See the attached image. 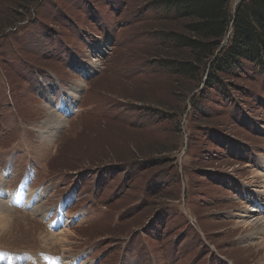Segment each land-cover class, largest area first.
I'll list each match as a JSON object with an SVG mask.
<instances>
[{
  "label": "rangeland",
  "instance_id": "1",
  "mask_svg": "<svg viewBox=\"0 0 264 264\" xmlns=\"http://www.w3.org/2000/svg\"><path fill=\"white\" fill-rule=\"evenodd\" d=\"M15 1L0 0V264H264L247 225L264 218V66L221 97L151 60L181 24L147 0H31L4 27Z\"/></svg>",
  "mask_w": 264,
  "mask_h": 264
},
{
  "label": "trees",
  "instance_id": "2",
  "mask_svg": "<svg viewBox=\"0 0 264 264\" xmlns=\"http://www.w3.org/2000/svg\"><path fill=\"white\" fill-rule=\"evenodd\" d=\"M146 2L155 5L156 11L161 10L160 18L181 24L180 32L169 29L168 33L157 36L159 43L170 47L152 53L151 60H160L163 69L196 85L201 83L203 90L211 88L218 96L221 90L222 97L227 86L225 79L239 74L244 62L264 66V0H238L234 6V0ZM31 3V0H16L12 9L16 15L11 14L4 27L18 21V17L22 19ZM170 52L176 56L170 58ZM203 90L201 96L191 99L195 111H201L196 105L199 98L209 99Z\"/></svg>",
  "mask_w": 264,
  "mask_h": 264
},
{
  "label": "bare ground",
  "instance_id": "3",
  "mask_svg": "<svg viewBox=\"0 0 264 264\" xmlns=\"http://www.w3.org/2000/svg\"><path fill=\"white\" fill-rule=\"evenodd\" d=\"M53 120V119H52ZM0 181H1V179H0ZM261 191V190H260ZM15 197V196H14ZM17 197V196H16ZM18 199H19V197H18ZM22 199H25V198H22ZM65 201L66 200H64L63 201V203H65ZM1 202V201H0ZM19 202V201H18ZM22 203V202H21ZM253 208H251L250 209V212L251 213H253V211H255V209H256V211L255 212H257L258 211V208L256 207V206H252ZM254 207H256L255 209H254ZM37 210V209H36ZM249 211V210H248ZM254 212V213H255ZM5 213V212H4ZM4 216H6V214L5 215H3V217H0V234L1 235H3V234H5V233H9V232H11L10 231V227H8V224L11 222L7 217H4ZM247 225L249 226V230H253L254 231V233H256V234H260V233H264V231L262 230L263 228H264V218H256V219H254V220H252V221H249L248 223H247ZM250 234H252L251 232L250 233H248L247 235H250ZM262 244L264 245V240H262ZM15 263H17V262H15Z\"/></svg>",
  "mask_w": 264,
  "mask_h": 264
},
{
  "label": "snow or ice",
  "instance_id": "4",
  "mask_svg": "<svg viewBox=\"0 0 264 264\" xmlns=\"http://www.w3.org/2000/svg\"><path fill=\"white\" fill-rule=\"evenodd\" d=\"M0 255H2V254H0Z\"/></svg>",
  "mask_w": 264,
  "mask_h": 264
}]
</instances>
